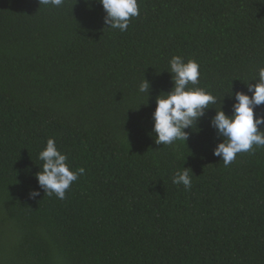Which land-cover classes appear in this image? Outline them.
Here are the masks:
<instances>
[{"label": "trees", "instance_id": "trees-1", "mask_svg": "<svg viewBox=\"0 0 264 264\" xmlns=\"http://www.w3.org/2000/svg\"><path fill=\"white\" fill-rule=\"evenodd\" d=\"M138 5L120 32L99 3L0 0V264H264V147L225 166L210 124L252 95L264 0ZM173 56L200 64L196 87L217 103L164 146L152 116ZM50 138L85 169L63 200L35 178ZM184 168L190 189L172 183Z\"/></svg>", "mask_w": 264, "mask_h": 264}, {"label": "clouds", "instance_id": "clouds-1", "mask_svg": "<svg viewBox=\"0 0 264 264\" xmlns=\"http://www.w3.org/2000/svg\"><path fill=\"white\" fill-rule=\"evenodd\" d=\"M51 4L60 7L64 0H40V3ZM91 5H102L106 15L104 23L109 29L125 32L129 28L130 20L139 16L138 0H84ZM174 87L170 92H161L156 98V110L153 113V131L156 134L155 143L158 145H171L177 140L187 141L189 134L186 129L192 128L195 123L206 115L209 105H215L217 98L207 90L196 87L201 75L200 64L196 60H185L181 56H173L169 62ZM191 85V87H190ZM151 84L144 80L139 85L141 93L150 94ZM249 96L244 92H236L232 105V114L229 116L222 108L216 109V115L210 124L216 130L223 142L214 150V155L222 157L225 166H228L236 158L238 153L248 152L253 146L264 147V131L260 126L264 125V116L258 115L255 109L264 105V67L259 69L256 83L247 84ZM232 95V94H231ZM230 95V96H231ZM39 160L43 162L41 171L35 178L46 195L53 194L58 199L66 198V191L73 182L78 181L85 173L83 167L70 169L68 156L57 148L55 139L50 138L46 147L39 153ZM172 183L183 185L186 189L192 187V179L189 170L184 168L172 177ZM30 198L35 199L40 195L39 191L30 192Z\"/></svg>", "mask_w": 264, "mask_h": 264}]
</instances>
